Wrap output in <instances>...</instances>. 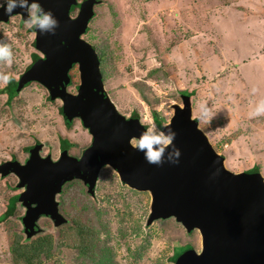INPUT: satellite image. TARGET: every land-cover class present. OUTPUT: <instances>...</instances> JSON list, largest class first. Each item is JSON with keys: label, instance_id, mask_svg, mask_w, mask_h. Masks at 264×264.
Returning <instances> with one entry per match:
<instances>
[{"label": "rangeland", "instance_id": "374dc122", "mask_svg": "<svg viewBox=\"0 0 264 264\" xmlns=\"http://www.w3.org/2000/svg\"><path fill=\"white\" fill-rule=\"evenodd\" d=\"M95 10L84 38L106 50L101 64L105 86L122 114L138 111L140 119L161 128L160 119L166 125L173 116V104H182V91H191L193 116L225 155L226 166L240 172L258 164L264 175V116H249L264 97V0H100ZM35 38L19 14L0 24V42L13 51L10 64L0 61V89L10 77L19 79L34 54H41ZM70 74L69 91L75 93L78 64ZM49 94L38 81L23 87L10 103L6 93L0 94V164L12 158L24 163L37 141L42 142L41 154L54 159L60 157L61 138L74 143L70 153L75 156L92 142L79 118L66 125L62 100ZM18 184L15 174H0V215L11 196L24 190ZM134 190L110 165L101 169L94 196L80 179L66 183L57 199L67 223L55 226L46 216L38 221L42 231L36 236L51 234L57 246L38 264L94 263L65 243L78 221L94 226L119 264H176L171 257L179 246L190 243L201 250L200 232L189 233L175 217L148 224L151 194ZM25 212L18 202L15 213L0 222V264H14L10 244L18 234L25 235Z\"/></svg>", "mask_w": 264, "mask_h": 264}, {"label": "water", "instance_id": "95a60500", "mask_svg": "<svg viewBox=\"0 0 264 264\" xmlns=\"http://www.w3.org/2000/svg\"><path fill=\"white\" fill-rule=\"evenodd\" d=\"M97 2L86 0L72 17L71 5L77 0H39L57 18L58 26L54 34L36 29V47L43 56L22 74L19 89L32 81L46 86L52 99L63 101L67 123L80 118L93 140L80 157L68 150L58 159L44 156L39 144L24 163L0 164V172L15 174L24 188V232L28 236L39 232L42 216L51 218L55 226L67 222L57 194L67 182L80 179L94 196L101 169L110 165L123 183L150 192L148 224L175 217L189 233L200 232L201 250H185L176 264H264L263 173L235 172L226 166L225 155L215 149L193 116L191 95L182 94V104H173L174 114L164 128L176 132L173 144L181 151L179 163L168 161L166 152L161 165L149 164L130 145V139L142 131L140 118L126 117L118 110L106 89L97 49L82 37ZM17 13L25 19V12L17 8L12 15ZM10 16L0 9V21ZM74 64L80 70L75 93L69 91Z\"/></svg>", "mask_w": 264, "mask_h": 264}, {"label": "trees", "instance_id": "16d2710c", "mask_svg": "<svg viewBox=\"0 0 264 264\" xmlns=\"http://www.w3.org/2000/svg\"><path fill=\"white\" fill-rule=\"evenodd\" d=\"M194 6H198V4L194 3ZM239 8L244 9L243 6H239ZM196 10H198V8H196ZM176 12L181 13L180 19H183L184 16L182 15V12L180 10L179 11L174 10V13H176ZM33 29L35 30L34 27H33ZM34 44L36 46V40L34 41ZM97 52L99 54L101 64L105 65L106 58L104 56H105L106 50L105 49L100 50L98 47V44H97ZM40 58H41L40 54H34L32 62L28 65L27 69L30 68V66ZM158 70L159 69H157L156 71H158ZM103 76H105V75L103 74ZM20 78L16 79L13 76L10 77L7 85L0 89V94L1 93L7 94V102L8 103H10L21 91V89H19ZM104 80H105V77H104ZM29 83H31V82L25 83L24 87L27 86ZM182 92H184L185 94H188V95H193V92H191V91H184L183 90ZM49 96H50V94H49ZM50 99H52L51 96H50ZM60 111L63 115V105L61 106ZM154 114L157 117V113L154 112ZM130 117L131 118H140V115H139L138 111H134ZM196 119H198V118H196ZM64 121H65L67 126H71L73 124L74 120L71 123H67V121L64 118ZM159 122L161 124L160 125L161 128L164 129L165 124L162 123V119H160ZM39 144H42V142H40V141L35 142V144H33L32 146L29 147V152L36 145H39ZM73 145H74V143L71 142L68 138H61V140H60V147L62 149H70ZM10 160H18V159L12 158ZM249 171H262V170L260 168V165L256 164ZM0 174L2 176L9 175V174H2L1 172H0ZM62 191H63V189H62ZM134 191L142 193V192L137 191V190H134ZM21 193L22 192L11 196L7 210L0 215V222L8 219L10 216H12L15 213V211L17 209L18 202H22L21 201ZM22 204H23V202H22ZM23 206H24V204H23ZM23 217H24V215H22V219H23ZM94 221H97V219L95 218ZM66 223L67 222H65L63 224H66ZM63 224H61V225H63ZM61 225H58V226H61ZM93 227L94 226L90 225L87 222L78 221L77 227L74 228V233L71 234L69 231L67 232V234H66L67 238L65 240L66 241L65 243L67 245H69L70 247L75 248L81 256H83V257L85 255L91 256L94 259L93 264H119L114 259L115 256L113 254L112 247L108 244V242H107V244H105V245L103 244L104 246H102V244L99 240V237H98L99 235L97 234V230H95ZM40 228H41V226H40ZM41 231L42 230H40L39 232H37L33 236H28L26 233H25V235L23 233L18 234L11 241L10 250L12 253V261L14 264H38V263H41L43 261V258H47V257L51 256L52 251L55 250L57 247L55 245L56 243L53 242V237L51 234L44 235V236H42L40 234L39 236H36ZM180 247L182 249L178 250V251L175 250L174 254L171 257V260H173L174 262L177 260V258L185 250H187L189 248H194L193 245H191L190 243L185 244L184 246L181 245L178 248H180ZM129 250H130L129 251L130 257L133 256L134 258H136L137 253L132 251L131 249H129ZM98 251H100V254ZM138 256H139V254H138Z\"/></svg>", "mask_w": 264, "mask_h": 264}, {"label": "clouds", "instance_id": "9594fccd", "mask_svg": "<svg viewBox=\"0 0 264 264\" xmlns=\"http://www.w3.org/2000/svg\"><path fill=\"white\" fill-rule=\"evenodd\" d=\"M21 9L26 13L25 25L28 28H35L40 34H54L58 26V20L54 14L41 7L39 0H0V9L8 16L14 13L15 9ZM13 60V51L8 43L0 42V61L11 63ZM4 79H8L4 75ZM253 93L256 88L253 87ZM250 117L264 116V97L260 98L252 110ZM142 131L135 139H130V145L138 152L143 153L144 160L149 164L161 165L165 160L167 152L168 161L179 163L181 151L173 144L176 132L171 127L160 128L154 122H145L144 119L138 121ZM264 179V175L261 176ZM43 217V216H42Z\"/></svg>", "mask_w": 264, "mask_h": 264}, {"label": "flooded vegetation", "instance_id": "af4514ba", "mask_svg": "<svg viewBox=\"0 0 264 264\" xmlns=\"http://www.w3.org/2000/svg\"><path fill=\"white\" fill-rule=\"evenodd\" d=\"M86 0H77V3L76 4H72L71 5V10H70V14H71V16L72 17H76L77 16V14L79 13V10H80V7H81V5H82V3L83 2H85ZM98 3H100V0L97 2V4ZM97 4H95V6L97 5ZM95 6H94V11H95V15H96V10H95ZM17 14H19V15H21V17H22V19L23 20H25L24 19V17H23V14H20V13H17ZM14 15H16V14H14ZM14 15H11L10 16V18L12 17V16H14ZM9 18V19H10ZM9 19L7 20V21H9ZM92 19V18H91ZM7 21H4V20H2V21H0V24L2 23V22H7ZM91 21V20H90ZM89 25H90V22H89ZM89 25H88V27H89ZM88 27H87V30H88ZM35 32H36V29H35ZM87 32V31H86ZM84 34H86V33H84ZM84 34L82 35V37L84 38ZM35 40H36V38H35ZM41 55V57L43 56V54L41 53L40 54ZM76 64H74L73 65V67L75 66ZM72 67V68H73ZM71 68V69H72ZM71 71V70H70ZM24 73V72H23ZM22 73V74H23ZM22 74L20 75V77L22 76ZM72 77V76H71ZM78 87H79V85H78ZM78 87H77V90H78ZM77 90H76V92H77ZM63 102V101H62ZM76 119V118H75ZM80 119V118H79ZM81 120V119H80ZM81 122H82V120H81ZM82 124H83V122H82ZM84 126V125H83ZM85 127V126H84ZM92 140H93V137H92ZM91 144V143H90ZM89 144V145H90ZM89 145L81 152V154L79 155V156H77V157H80L83 153H84V151L89 147ZM43 149V146H42V148H41V150ZM40 150V151H41ZM63 150H68V152L70 153V149H62L61 147H60V153L63 151ZM31 151V150H30ZM30 153V152H29ZM71 154V153H70ZM71 155H73V154H71ZM75 156V155H74ZM74 180H77V179H74Z\"/></svg>", "mask_w": 264, "mask_h": 264}]
</instances>
